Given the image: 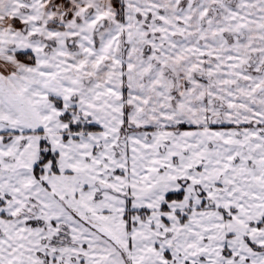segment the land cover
<instances>
[{
    "label": "snow or ice",
    "instance_id": "6c2138e0",
    "mask_svg": "<svg viewBox=\"0 0 264 264\" xmlns=\"http://www.w3.org/2000/svg\"><path fill=\"white\" fill-rule=\"evenodd\" d=\"M0 264H264V0H0Z\"/></svg>",
    "mask_w": 264,
    "mask_h": 264
}]
</instances>
